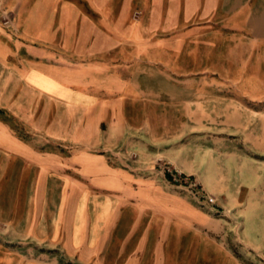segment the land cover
<instances>
[{"label": "crops", "instance_id": "obj_1", "mask_svg": "<svg viewBox=\"0 0 264 264\" xmlns=\"http://www.w3.org/2000/svg\"><path fill=\"white\" fill-rule=\"evenodd\" d=\"M6 1L18 30L0 26V233L11 244H0V264H243L214 240H189L190 225L214 220L166 177L137 178L102 157L77 171L76 155L53 147L91 148L104 120L124 118L125 96L160 73L186 89L179 102L197 104L202 121L244 117L247 130L254 113L237 105L264 100V0ZM23 128L38 138L20 137ZM248 136L230 143L221 133L174 163L221 195L244 244L260 252L264 137ZM173 212L185 232L177 253Z\"/></svg>", "mask_w": 264, "mask_h": 264}, {"label": "rangeland", "instance_id": "obj_2", "mask_svg": "<svg viewBox=\"0 0 264 264\" xmlns=\"http://www.w3.org/2000/svg\"><path fill=\"white\" fill-rule=\"evenodd\" d=\"M0 26L13 33H17L18 30L15 13L6 0H0ZM17 58L19 56L9 59L6 75L11 76L16 73ZM3 78L4 72L0 68V79ZM167 79L163 73H160L150 83L152 86L141 89L139 97L125 96L121 105L124 118L113 119L111 114L108 119L104 120L101 123L98 142L93 143L91 148L83 142H79L76 146L66 147L63 146L67 144L65 141L55 142V147L52 146V143L45 142L44 148L51 149L53 147L56 149V147H60L66 155L72 158L76 155L77 171L81 170L82 160L98 161L102 157L107 159L111 167H118V169L124 170L125 174L129 172L137 178L154 177L158 180L160 177H166L168 183L172 185L171 190L174 194L188 197L190 203L199 206L214 220L211 224L207 220L201 223V220L200 225L194 224L193 227L190 225L189 240H214L243 264H264V251L256 252L244 244L241 219L233 216V209L223 205L221 195L205 190L196 175L186 174L174 163L176 159L180 162L182 154L189 158L196 157L197 148L212 145L213 140L211 139L221 133L230 143H233L234 139L242 143L240 139L246 135L249 137L248 134L254 135L252 143L258 142L256 139L264 137V100H252L246 105H237L242 108V111L254 113L252 125L246 127L247 130H245L244 124L248 122V119L244 117L234 120L222 117L202 121L198 115L197 104L186 105L179 102L186 95V89L170 85ZM256 89L253 88V90ZM196 90L189 89V99L197 95ZM0 91L4 92V88L0 87ZM219 91L223 96L233 94L229 88H221ZM217 106V111L221 113L223 108L227 107L226 104ZM232 108L234 109V107ZM229 125L231 129L227 130ZM17 132L20 137L26 140L38 138L33 137L25 128L18 129ZM107 146L109 149L102 151ZM204 184L209 190L212 189L205 180ZM1 186L7 191L9 188L16 190L17 187L15 182L13 184L4 183ZM201 192L214 196L217 203L215 205L208 204L200 197ZM179 217H181L179 214L173 212L172 239L173 250L176 253L179 251L177 247L185 235L184 230L180 228ZM4 238L5 232L0 233V244L3 247L10 246L11 244ZM257 238L261 241L264 240L261 233H258ZM11 249L21 253L15 245H12Z\"/></svg>", "mask_w": 264, "mask_h": 264}, {"label": "built area", "instance_id": "obj_3", "mask_svg": "<svg viewBox=\"0 0 264 264\" xmlns=\"http://www.w3.org/2000/svg\"><path fill=\"white\" fill-rule=\"evenodd\" d=\"M139 15H140V12H136V17H138ZM200 197L203 198L205 201H207L208 204L215 205L217 203L216 198L212 195L207 194V193L201 192Z\"/></svg>", "mask_w": 264, "mask_h": 264}]
</instances>
